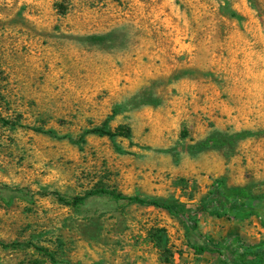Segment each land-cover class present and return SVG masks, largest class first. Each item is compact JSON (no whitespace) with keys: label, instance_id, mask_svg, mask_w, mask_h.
Returning <instances> with one entry per match:
<instances>
[{"label":"rangeland","instance_id":"obj_1","mask_svg":"<svg viewBox=\"0 0 264 264\" xmlns=\"http://www.w3.org/2000/svg\"><path fill=\"white\" fill-rule=\"evenodd\" d=\"M0 264H264V0H0Z\"/></svg>","mask_w":264,"mask_h":264},{"label":"trees","instance_id":"obj_2","mask_svg":"<svg viewBox=\"0 0 264 264\" xmlns=\"http://www.w3.org/2000/svg\"><path fill=\"white\" fill-rule=\"evenodd\" d=\"M8 121V120H7ZM128 126H119L113 130L106 128L104 125H95L85 129V133H93L97 135H128L129 134ZM101 192H106L104 190H99ZM98 192V191H96ZM115 200H124L129 203H139L144 205H154L169 210L172 213L180 214L181 208L178 204L160 202L158 199L150 198L145 199L139 196H128L122 195L116 192H107ZM247 194L242 189H236L226 192L219 186L217 182H213L211 188L208 190L206 195L203 197L199 203L197 209L202 210H211L216 216L220 215H233L241 210V207L244 206L242 198H245ZM196 224V222H194ZM210 240H205L204 244H192L191 247L195 253H202L209 249L208 242Z\"/></svg>","mask_w":264,"mask_h":264}]
</instances>
